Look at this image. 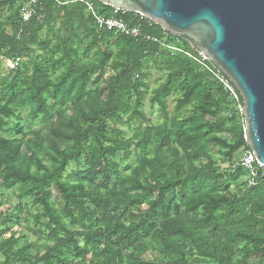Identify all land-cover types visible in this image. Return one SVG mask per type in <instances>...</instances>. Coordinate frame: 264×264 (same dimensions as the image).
<instances>
[{
  "label": "trees",
  "instance_id": "16d2710c",
  "mask_svg": "<svg viewBox=\"0 0 264 264\" xmlns=\"http://www.w3.org/2000/svg\"><path fill=\"white\" fill-rule=\"evenodd\" d=\"M4 1L9 0H0ZM92 1L106 18L139 26L145 36L164 45L189 52L192 48L199 54L187 39L174 37L137 14H116ZM14 3L8 22L13 34L0 23V54L8 60L28 56L31 45L44 43L41 33L47 31L49 37L51 23L62 10L69 33L53 46L59 58L48 63L35 59L31 70L15 69L0 88V189H16L20 200L33 199L38 209L33 221L45 241L39 254L20 237L0 238V264H159L149 257L151 250L168 264H264V185L247 187V172L235 160L236 152L249 149L245 124L237 126L235 115L218 101L224 90L209 70L185 54L171 56L149 40L115 38L114 32L104 30L94 33L98 29L80 4L65 8L44 2L45 19L20 29ZM85 15L93 32L83 54L95 50L100 61L93 65L78 63L73 34L76 19L84 21ZM112 46L119 47L118 55ZM148 59L162 60L168 72L153 92L163 115L159 125L136 129L127 138L121 129L124 122L144 119L141 71ZM110 62L117 74L88 98L91 77L96 74L100 79ZM205 65L218 71L207 61ZM56 67L64 72L53 80L49 73ZM176 92L180 98L175 117H170L165 102ZM85 99L88 109L82 107ZM77 103V118L67 117L66 108ZM187 107H191L188 115L177 120ZM26 108L31 120L52 126L57 113L61 122L60 127H51L48 147L44 138H29L34 149L30 154L21 152L17 138L2 135L12 119L17 122L14 135L23 133L19 110ZM226 134L231 144L223 138ZM206 141L227 150L230 171L213 169ZM119 153L125 158L139 155L140 162L128 175L121 174L112 160ZM82 159L85 168L67 178L69 166ZM241 177L246 178L242 186L230 191L231 180ZM52 191L58 198H52Z\"/></svg>",
  "mask_w": 264,
  "mask_h": 264
},
{
  "label": "rangeland",
  "instance_id": "374dc122",
  "mask_svg": "<svg viewBox=\"0 0 264 264\" xmlns=\"http://www.w3.org/2000/svg\"><path fill=\"white\" fill-rule=\"evenodd\" d=\"M10 3V5H9ZM15 4L13 6V0H9L7 2H0V23L4 24L5 31L12 35V26L9 24V20L13 16L15 12ZM67 8V7H65ZM87 15V14H86ZM85 15L84 21H78L76 19L74 23V36H76L77 45L76 48L78 50V63L80 65H93L99 63L100 58L96 55L95 50H91L89 53L83 54V51L87 45L88 37L93 32V26L87 22V16ZM63 10L60 11L56 15V21L51 23V27L53 28L49 37H47V31H43L41 33V38L44 39V43L42 44H33L30 46V52L28 56H23L20 58V62L17 66L12 67V64L9 62L4 55L0 54V88L1 86L8 81L15 69L19 67L28 66L31 70V62L35 59L41 60L44 62H51L60 57V52L53 49V46L60 42V40L66 38V32L69 31L63 26ZM94 33L102 34V31H95ZM115 38L120 37L118 34H114ZM90 39V38H89ZM177 41H175V45H177ZM173 48H179L177 46H171ZM163 49L167 50L171 56L173 54H177L178 51L170 50L162 46ZM112 52L115 55L119 54V47L112 46ZM192 50V48H191ZM190 52H193V50ZM194 53V52H193ZM178 54H180L178 52ZM110 62L106 67L104 74L100 79L97 78V75H93L91 77L90 82L88 83L87 89L89 92L88 98L94 97L96 95V89L104 88L107 86V83L111 78H113L117 72L111 65ZM64 72V68L56 67L54 70H50L51 77L53 80H56L62 73ZM167 70L163 66L162 60L155 61L154 59H148L144 62V68L141 71V79L145 84V87L142 89V98L140 103V110L144 115V119L136 120L133 119L130 122L125 121L121 126V129L124 131L127 138H132L133 133L136 129L146 128V127H155L160 124L161 117L163 115L162 109H160L159 105L153 101V92L159 85H161L167 76ZM223 92V91H222ZM180 98V93L176 92L170 95L166 99V107L164 111L170 116L175 117L174 108L177 100ZM218 101L226 107L230 112V114L235 115L237 126L244 127V117L241 114V104L238 96L235 93V96L227 97L223 92L218 97ZM89 100L85 99L83 101L82 107L84 109H88ZM225 104V105H224ZM29 108L20 109L19 115L22 117L21 126L23 128V133L19 136L14 135L12 128L17 123L14 119L7 121L8 125L3 127L2 135L4 137L15 139L17 138L18 142L21 145L22 153H31L34 151L32 142L29 138L32 137H41L46 139L45 145L48 147V139L51 133V127H60L61 122L57 119V113H54V119L52 126H47L42 124L39 120H31L29 117ZM191 111V107L185 108L180 114L176 115V119L180 120L184 116L188 115ZM65 115L67 117H71L73 119L77 118L78 115V103L73 106H68L65 110ZM205 121L213 122L214 118L205 117ZM220 137V135L218 136ZM223 138L227 141L228 144L232 143V138H230L229 134L223 136ZM206 147L208 148L209 155H211L210 160L213 163V169H215L218 173H223L225 171H230L229 169V161L225 156L227 150L221 149L219 146H215L213 142L206 141ZM37 150V149H36ZM243 150V149H242ZM241 150V153H242ZM240 151L236 152L235 160L238 161L242 157ZM139 155L133 154L129 158H125L122 153H119L116 157L112 158L114 162L119 165V172L121 174H130L132 168L140 162L138 158ZM39 157L44 161L45 164L49 165V162L46 160V157L39 153ZM205 163L207 160H203ZM198 165V163H195ZM85 168L84 160L78 164H71L66 172V177L69 178L77 172V169ZM231 173V172H230ZM246 178L241 177L237 180L232 179L230 184V191H236V189L245 182ZM77 183V181H72ZM52 198H58V194L55 191H52ZM32 198H25L20 200L18 198V191L16 189L5 190L0 189V238L8 239L12 235L16 238L20 237L21 242H26L28 246H31L32 250L35 253L43 254L42 246L44 244V237L40 234V230L38 226H35L33 221V216L37 214L38 209L32 203ZM23 207V209H20ZM91 254V253H90ZM73 256L74 254L71 253ZM93 255V254H91ZM149 257H155V262L159 264H168L166 260L159 255L158 251H150ZM80 259L76 258V262H79Z\"/></svg>",
  "mask_w": 264,
  "mask_h": 264
},
{
  "label": "water",
  "instance_id": "95a60500",
  "mask_svg": "<svg viewBox=\"0 0 264 264\" xmlns=\"http://www.w3.org/2000/svg\"><path fill=\"white\" fill-rule=\"evenodd\" d=\"M97 1L187 39L237 91L245 141L264 167V0Z\"/></svg>",
  "mask_w": 264,
  "mask_h": 264
},
{
  "label": "built area",
  "instance_id": "2783aa9c",
  "mask_svg": "<svg viewBox=\"0 0 264 264\" xmlns=\"http://www.w3.org/2000/svg\"><path fill=\"white\" fill-rule=\"evenodd\" d=\"M16 1H17V6L19 8L20 29H23L24 27L28 26L33 20L43 21L45 19L46 6L44 2L53 1L59 7H68L73 4H80L81 6H83L85 13L87 14V16L90 18V20L93 22V24L98 30L114 32V34H118L133 39L149 40L170 50H176L179 53L185 54L186 56L191 58L194 62H196L199 66H201L206 70H209L212 76L222 86L225 93L229 94L231 97L235 96V91L229 85L226 79L221 75V73L219 71L210 70L205 65L206 60L201 54L196 55L192 52L185 51L183 49L173 48L171 46L164 45L155 39L145 36L142 33L139 26L129 27L122 20L116 18H106L102 14H100L95 3L92 0H16ZM118 12H119L118 10H115L116 14ZM19 62H20V58H15L14 60H11L9 63L12 64V67H15L19 64ZM238 165L247 172L248 188L255 187L259 184L264 185V167L256 161L255 155L250 149L244 150Z\"/></svg>",
  "mask_w": 264,
  "mask_h": 264
}]
</instances>
